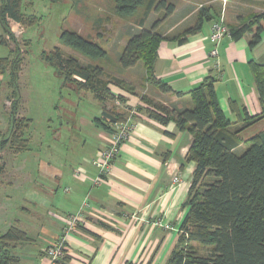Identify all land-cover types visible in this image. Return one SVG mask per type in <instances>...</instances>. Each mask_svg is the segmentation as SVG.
Segmentation results:
<instances>
[{
    "label": "crops",
    "instance_id": "crops-1",
    "mask_svg": "<svg viewBox=\"0 0 264 264\" xmlns=\"http://www.w3.org/2000/svg\"><path fill=\"white\" fill-rule=\"evenodd\" d=\"M213 1L216 4L210 11L213 18L205 20L201 29L189 33L184 42L175 38L164 39L160 43L155 75L168 83L173 91L164 92L153 84L144 93L178 110L193 108L195 99L189 91L208 75H216L220 104L226 115L235 121L233 128L237 129L242 124L238 120V112L243 108L251 115L264 112V101L252 70L253 61L264 65V29L260 42L255 46L250 45L253 32L238 39L225 35L216 45L211 40L212 24L224 16L229 27L238 26L253 15L263 13L264 0ZM174 2L176 9L168 18L175 21L166 32H161H172L190 15L187 27L196 25L194 8L186 5L180 11L178 3ZM1 4L0 0V35L7 36L1 23ZM12 22L20 24L15 20ZM13 23L12 30L18 35ZM184 29L175 30V33L180 35ZM214 49L218 50L215 56L211 54ZM6 72L12 74L10 69ZM1 74L4 73H0V77ZM113 86L111 91L125 96L130 106H136L138 114H133L128 104V108L118 110L125 118H132L135 128L114 159L113 171L101 184L95 183L99 169L94 161L109 143L111 130L104 125V103L92 91L102 104L100 115L94 120L101 130L89 153H77L58 161L50 150L44 153L45 149H39L38 153L31 155L34 165L27 164L31 163L29 158H23L22 165L10 168L8 161L13 156L32 150L27 130L33 119L25 129L29 138L27 149L15 150L12 147L11 151L8 149L9 155L6 148L0 151L5 161L0 181V218L13 197L12 190L18 187L23 188L24 203L34 207L25 220L8 224V217L0 225V234L11 226H17L29 237L13 248L19 264H49L44 249L63 233L66 215L80 210L85 221L67 236V247L74 258L70 264H166L177 245L181 224L189 210L186 202L197 166L194 160L188 159L193 135L180 130L175 121L163 124L150 116L140 108L146 105L141 95ZM9 96L13 97L16 116L29 117L23 108H19L22 94L13 89L9 91L4 101L6 113L0 117V124L5 123L0 129V141L8 137L12 126L13 108L6 106ZM263 131L264 116L239 132L243 140L239 149H244L249 138ZM176 176L180 177V182H174ZM24 182L27 186L22 187ZM45 211L49 212V217Z\"/></svg>",
    "mask_w": 264,
    "mask_h": 264
},
{
    "label": "trees",
    "instance_id": "trees-1",
    "mask_svg": "<svg viewBox=\"0 0 264 264\" xmlns=\"http://www.w3.org/2000/svg\"><path fill=\"white\" fill-rule=\"evenodd\" d=\"M24 1L1 0V23L8 37L0 35V46L9 45L12 41L16 47L12 51H16L17 55L14 58L0 57V73L10 69L14 80L22 57L10 19L25 26L37 24V17L24 12ZM143 4L144 0H115L116 11L123 17L133 16ZM211 8H201L196 25L186 27L178 35L175 31L164 33L159 30V26L174 13L176 3L149 0L139 19V30L129 38L121 55L122 68L129 69L143 60L153 84L164 92L173 91L168 83L155 75L160 43L164 39L175 38L184 42L189 33L201 29L205 20L213 18ZM154 11H163V16L155 23L150 21V26H147ZM263 29L264 12L253 15L238 26L229 27L230 35L235 39L253 32L252 46L260 42ZM60 40L92 58H104L108 54L98 40L74 29L63 30ZM42 58L55 66L57 73L64 78V85L72 84L75 89L92 91L104 103L105 128L112 130L117 120L125 119L123 114H117L116 107L108 106L109 100L118 97L126 101V97L111 91L102 65L84 64L76 57H67L60 47L51 52L44 51ZM252 70L264 101V65L253 61ZM114 79L116 82H111L127 89L119 84L120 79ZM216 81V75H208L191 89L189 92L195 99V106L184 110L159 103L146 93L141 94V100L146 103L141 109L163 124L175 121L180 130H187L193 135L188 159L194 160L197 166L186 202L189 210L181 224L178 243L166 264H264V131L249 138L244 149H239L243 140L238 135L246 126L264 116V112L251 115L243 108L238 112V120L242 124L234 129L235 121L226 115L220 104ZM12 108L14 115L10 133L1 140L0 146L5 142L15 150L27 149L29 138L25 129L32 118L17 117L14 104ZM4 168L5 161L0 154V181ZM27 240L26 232L17 226H11L0 234V264H19V257L13 248ZM56 264H70V257H62Z\"/></svg>",
    "mask_w": 264,
    "mask_h": 264
},
{
    "label": "rangeland",
    "instance_id": "rangeland-1",
    "mask_svg": "<svg viewBox=\"0 0 264 264\" xmlns=\"http://www.w3.org/2000/svg\"><path fill=\"white\" fill-rule=\"evenodd\" d=\"M148 1L144 0L143 6L131 17H123L117 13L115 0L24 1V12L37 17V24L25 26L22 23L17 25L12 22L18 34L16 36L22 60H19L17 65L15 80H12L11 72L1 74L0 100L2 104H0V110L2 113L0 112V117L6 113L4 106L6 94L12 89L18 94L21 93L23 105L20 103L19 108L21 110L23 108L27 116L33 119L27 130L31 136L32 150L23 151L13 156L8 161L10 168L22 165L23 158H29L28 161L30 160L31 163L27 164L32 165L34 159L31 155L33 152L38 153L39 149H45L44 153L50 150L58 161H64L67 156L71 157L77 153L80 155L89 153L96 145L97 135L101 130L94 122L95 117L100 115L101 102L91 91H79L72 84L64 85V78L57 73L55 66L42 58L44 51L47 53L55 47H60L67 57H76L84 64L92 62L102 65L108 75L105 78L110 87L115 85L111 82L115 81L114 78L120 79L121 83L119 84L125 86L131 93L139 95L143 94L148 87L153 86L143 60H140L137 66L129 69H123L120 64L121 55L127 44L125 42H128L131 37L129 35L131 31L139 30V19L143 16ZM169 1H176L180 11L188 5L193 7L197 13L203 7L216 5L213 0ZM162 16L163 11H154L150 19L155 23ZM190 16L181 21L177 25L178 27L175 26L176 28H173L172 32L181 31L187 27L191 19ZM150 19L147 22L148 26H150ZM11 21L10 19V23ZM173 21H175L174 18H168L159 26V30L166 32L169 29L168 26L171 28L173 25ZM12 23L10 24L11 28ZM65 29L77 30L86 37L98 40L108 50L107 56L92 58L63 43L60 40V34ZM12 49H16L12 41L10 45H1L0 57L11 56L14 58L17 52ZM7 87L9 88L7 89ZM1 88L4 89L1 90ZM12 98L9 96L7 101L13 102ZM12 104L6 103L8 109H12ZM119 105L116 103V99L108 102V106L116 107L117 111L122 109ZM118 113L121 112L118 111ZM4 124V121L1 122L0 129L4 128ZM5 148L9 155L8 149L11 151L12 146L4 142L0 146V151ZM25 181L29 184L27 179ZM26 182L22 187L27 186ZM12 191L13 197L9 201L7 211L2 215V219L0 218V225L8 217V224H16L17 220H25L30 217L29 210L34 209L32 205L24 203L23 188L18 187ZM45 214L46 217L50 216L47 211Z\"/></svg>",
    "mask_w": 264,
    "mask_h": 264
},
{
    "label": "built area",
    "instance_id": "built-area-1",
    "mask_svg": "<svg viewBox=\"0 0 264 264\" xmlns=\"http://www.w3.org/2000/svg\"><path fill=\"white\" fill-rule=\"evenodd\" d=\"M228 34H230V30L223 16L219 20L213 22L211 40L216 45L222 37ZM211 54L214 56L217 55L218 50L214 49ZM115 95L118 96L119 94ZM8 103L12 104L11 101ZM116 103L120 104L119 107H127L128 104L127 101L118 97L116 98ZM128 106L131 108L133 114H138L136 106L132 107V105L130 106L129 104ZM134 128L135 123L132 118L119 119L113 124L112 130L110 131L109 143L100 150L98 158L94 161V164L99 169V176L95 181L96 184H101L104 179L111 174L114 167V159L119 154L123 143L130 137ZM180 180L179 176L174 177V182H180ZM84 221L85 218L82 210L66 215L63 233L57 237L53 244L44 249V254L50 261L49 264H56L58 259L66 255L70 257L71 263L74 262V258L67 247V236L70 232L81 226ZM167 227H169V225H167Z\"/></svg>",
    "mask_w": 264,
    "mask_h": 264
}]
</instances>
